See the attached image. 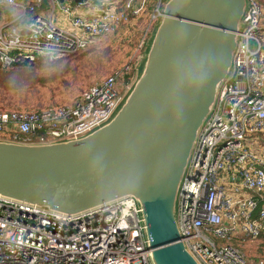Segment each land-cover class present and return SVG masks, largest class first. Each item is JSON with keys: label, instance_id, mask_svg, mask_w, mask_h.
Wrapping results in <instances>:
<instances>
[{"label": "built area", "instance_id": "obj_1", "mask_svg": "<svg viewBox=\"0 0 264 264\" xmlns=\"http://www.w3.org/2000/svg\"><path fill=\"white\" fill-rule=\"evenodd\" d=\"M147 1L46 0L48 8L37 11L43 0H0V10L16 11L0 25V68H29L37 58L56 62L100 47L140 15ZM262 2L247 0L231 74L199 135L179 195L183 242L200 264H264V252L249 258L231 242L237 235L241 243L259 247L264 236ZM56 10L65 27L54 19ZM144 46L141 41L131 61L72 103L43 110L0 108V139L48 144L99 126L133 81ZM147 253L131 199L66 217L0 198V264H149Z\"/></svg>", "mask_w": 264, "mask_h": 264}, {"label": "water", "instance_id": "obj_2", "mask_svg": "<svg viewBox=\"0 0 264 264\" xmlns=\"http://www.w3.org/2000/svg\"><path fill=\"white\" fill-rule=\"evenodd\" d=\"M247 7L165 0L134 79L105 122L48 144L0 139V198L66 217L131 199L149 264H200L183 242L178 200L231 74Z\"/></svg>", "mask_w": 264, "mask_h": 264}, {"label": "trees", "instance_id": "obj_3", "mask_svg": "<svg viewBox=\"0 0 264 264\" xmlns=\"http://www.w3.org/2000/svg\"><path fill=\"white\" fill-rule=\"evenodd\" d=\"M17 1H21V0H17ZM156 3H157V0H153L152 6L149 8V10H147L146 12H142L137 17L132 18L128 24L120 27L115 32V34L112 35L107 40V42L105 43L107 45L104 47V49L101 52L94 50V49H88L86 51L76 54L77 56L75 55L74 57L70 56V57H67L65 59H62L56 62H49L44 58H37L33 66L36 69L41 70L37 72L41 76L39 78L36 77L35 84L41 85L47 82V80L41 78L44 75H48V71H42V70H47V69H50V70L58 69L59 71L62 72V74H65V73H70L74 70H78L82 68H94V69H96V67L102 68L103 72H105L102 74L104 76L99 77L102 71H98L99 76L97 75L89 79L91 83H95L96 81H100L110 75H113L116 71L120 69L121 66L117 65V63L113 64L112 65L113 69L109 72H106L103 69L104 63L101 61V58L107 56L110 50L115 48L117 49L118 53L121 54L122 61H125V62L128 61L131 58V55L133 54L132 52L133 51L134 53L137 52L139 43L141 41L142 42L146 41L150 26L148 27L146 32H145V28H146L147 22L150 20V16L153 15L154 13ZM47 8H48V3L46 2V0H43L41 6L39 7L37 11H41V10L44 11ZM142 34H143V37H142ZM16 69H17L16 67L0 68V78H7V77H11L12 79L18 78V72ZM33 74H34V70H33ZM87 84H89L88 78L85 79L84 81L82 80L78 84H75L74 88L79 91L78 94L67 96L63 100L49 101V103L37 102L29 106H32L33 108H35V110H43V109H47L50 107H57V106H61L64 104L72 103L75 100H77L81 96V94L88 88L86 87L85 89H83V86L85 87ZM55 94L56 93H54L53 96H55ZM19 99L22 100V103L26 101L24 100L25 98H19ZM13 103L16 104L18 102L13 101ZM13 106H16V107H13ZM17 106H21V105L20 104L18 105L10 104V102H7L5 100L2 101L0 99V108H19ZM262 238H264V236Z\"/></svg>", "mask_w": 264, "mask_h": 264}, {"label": "rangeland", "instance_id": "obj_4", "mask_svg": "<svg viewBox=\"0 0 264 264\" xmlns=\"http://www.w3.org/2000/svg\"><path fill=\"white\" fill-rule=\"evenodd\" d=\"M164 1L165 0H163L162 2H164ZM152 3H153V0H148L146 7H145L143 12H146L147 10H149V8L152 6ZM262 5H264V2H262ZM161 7H162V5H161ZM161 7L159 8V11L161 10ZM6 10H10V9H6ZM10 11H12V14L10 16L16 15L13 12V10H10ZM57 16H58V10H56V12L54 14V19ZM8 17H5V18L8 19ZM151 19H152V15L150 16V20ZM1 20H2V18L0 19V21ZM149 21L147 22L145 32L147 31V29L149 27V24H150ZM156 21H158V19H156V20H154V22H152L151 27L148 31V36H149L150 31H151V29H152V27ZM64 27H65V25H64ZM148 36H147V38H148ZM142 37H143V34H142ZM147 38H146V40H147ZM140 43H139V45H140ZM106 45L107 44H103L100 47H93V48H89V49H94V50L101 52ZM132 53L135 54L134 51ZM133 54L131 55V58L125 62V61H122L121 54L118 53L117 49L113 48L110 50V52L107 56L101 58V61L104 63L103 69L106 72H109L113 69L112 65L116 64V63H117V65L121 66L120 67V69H121L129 61H131V59L134 56ZM72 56L74 57V55H72ZM75 56H77V55H75ZM16 70L18 72V78H15V79H12L11 77L0 78V99L2 101L5 100L7 102H10V104H14V105L20 104L21 106H17L19 108H15V109H21V110L35 109L29 105L35 104L37 102L49 103V101H60V100L65 99L67 96L76 95V94H78L79 91L74 88L75 84H78L82 80L84 81L85 79L88 78L89 84H87L85 87L83 86V89H85L86 87H89L93 84V83H91V81H89V79L91 77L97 76L98 71H102L101 75L100 76L98 75L99 77L104 76L102 74L105 73V72H103L102 68H97V67H96V69H94V68H82V69L74 70L70 73H65V74H62V72L59 71L58 69H52V70L47 69V70H42V71H48V75H44L41 77V78L47 80V82L44 84H41V85H37V84H35L36 77L39 78L41 76L37 72L41 71V70L36 69L34 66H31L29 68H17ZM33 70H34V74H33ZM25 72H26V74H25ZM54 93H56L57 95L55 94V96H53ZM19 98H25L24 100H26V101L24 103H22V100ZM13 101L18 102V103L15 104V103H13ZM13 107H16V106H13ZM0 137H4V136L0 135ZM262 138H264V135L262 136ZM261 140L263 141V139H261V137H260V139H259L260 145L262 142ZM259 241L262 242L259 244V250H261L263 253V251H264V239H261ZM260 255H263V254L260 253Z\"/></svg>", "mask_w": 264, "mask_h": 264}, {"label": "crops", "instance_id": "obj_5", "mask_svg": "<svg viewBox=\"0 0 264 264\" xmlns=\"http://www.w3.org/2000/svg\"><path fill=\"white\" fill-rule=\"evenodd\" d=\"M69 0H63V3H66V2H68ZM13 12L16 14V12H15V10H13ZM12 14V11H10V10H6V9H2L1 10V18H2V20L0 21V25H2V24H4V23H6L7 22V20H9L10 19V15ZM9 16V17H8ZM16 16V15H15ZM5 17H8V19L7 18H5ZM28 16H26L25 17V19L27 18ZM63 18V15H61L59 12H58V16H57V21H58V24L59 25H62V26H66V24H64L65 23V20L64 19H62ZM139 46V45H138ZM263 237V236H262ZM261 237V239H264V238H262ZM232 244L234 245V246H240L242 249H243V251L246 253V254H248V256H249V258H255V257H257V254H262V251L261 250H259V247H256V246H254V245H250V244H246V243H241L240 241H239V239H238V236L237 235H235L233 238H232ZM262 243V242H261ZM264 252V251H263Z\"/></svg>", "mask_w": 264, "mask_h": 264}]
</instances>
